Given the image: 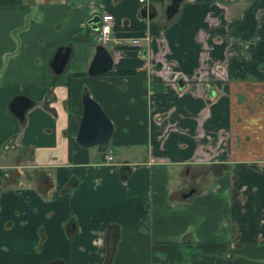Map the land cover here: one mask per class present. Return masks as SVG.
Instances as JSON below:
<instances>
[{
    "label": "crops",
    "instance_id": "crops-1",
    "mask_svg": "<svg viewBox=\"0 0 264 264\" xmlns=\"http://www.w3.org/2000/svg\"><path fill=\"white\" fill-rule=\"evenodd\" d=\"M166 2L0 0V264H264V0ZM83 90L104 150L75 140Z\"/></svg>",
    "mask_w": 264,
    "mask_h": 264
},
{
    "label": "water",
    "instance_id": "water-1",
    "mask_svg": "<svg viewBox=\"0 0 264 264\" xmlns=\"http://www.w3.org/2000/svg\"><path fill=\"white\" fill-rule=\"evenodd\" d=\"M180 0H171L165 8V19L171 18L173 13L177 10ZM142 12L147 16H151L154 13V9L151 5L142 7ZM99 20L98 15H94L88 22L92 24V29L97 28V22ZM68 54V47L61 46L57 49L53 59L50 62L52 69L58 72L61 66L64 64ZM111 67V55L101 43H95L93 47V53L86 68V73L90 75H96L109 70ZM30 101L24 96L17 95L9 102V109L18 118H23L24 110L30 105ZM82 113L78 123L77 132L75 135L76 141L81 146L99 145L104 148L111 134V123L109 119L102 112L98 103L92 99L86 90L81 93ZM193 191V188L189 189L182 196L185 197ZM50 264H62L61 262H52Z\"/></svg>",
    "mask_w": 264,
    "mask_h": 264
},
{
    "label": "built area",
    "instance_id": "built-area-1",
    "mask_svg": "<svg viewBox=\"0 0 264 264\" xmlns=\"http://www.w3.org/2000/svg\"><path fill=\"white\" fill-rule=\"evenodd\" d=\"M112 16L109 13H101L99 15L98 25L95 30L94 39L99 43H106L110 39V29H111ZM130 43H136L137 38L131 37ZM109 157V156H108Z\"/></svg>",
    "mask_w": 264,
    "mask_h": 264
},
{
    "label": "flooded vegetation",
    "instance_id": "flooded-vegetation-1",
    "mask_svg": "<svg viewBox=\"0 0 264 264\" xmlns=\"http://www.w3.org/2000/svg\"><path fill=\"white\" fill-rule=\"evenodd\" d=\"M171 0H167V2H166V4H165V6L163 7V11H165V8H166V5L170 2ZM181 2V0L179 1V3ZM179 3H178V5H179ZM110 14V13H109ZM100 15V14H99ZM99 15H98V17H99ZM112 16V15H111ZM96 30V29H95ZM94 35H95V32H94ZM95 40V39H94ZM95 43H99V42H96L95 41ZM102 44V43H101ZM81 108H82V103H81ZM81 113H82V109H81ZM81 116V115H80ZM79 120H80V118H79ZM76 135V134H75ZM76 140V139H75ZM108 140V139H107ZM77 142V141H76ZM78 143V142H77ZM79 144V143H78ZM80 145V144H79ZM95 145H97V144H95ZM106 145H107V142H106ZM106 145H105V147L104 148H102V147H100L99 145V147H100V149L101 150H104L105 148H106ZM85 147H87V146H85ZM109 156V157H108ZM104 157H105V160L106 161H108V160H110L111 159V155H109V154H104ZM191 189V188H190Z\"/></svg>",
    "mask_w": 264,
    "mask_h": 264
}]
</instances>
